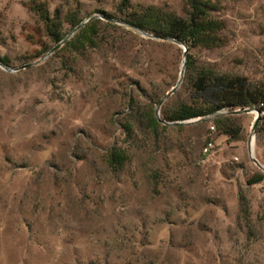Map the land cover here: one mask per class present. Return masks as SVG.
Returning a JSON list of instances; mask_svg holds the SVG:
<instances>
[{
	"label": "rangeland",
	"instance_id": "1",
	"mask_svg": "<svg viewBox=\"0 0 264 264\" xmlns=\"http://www.w3.org/2000/svg\"><path fill=\"white\" fill-rule=\"evenodd\" d=\"M40 1L107 22L98 11L117 13L121 0ZM132 1L187 10L185 0ZM218 1L226 43L199 58L264 79V0ZM29 2L0 0V264H264V182L248 183L263 171L251 152L254 141L264 155L258 112L233 114L240 140L213 119L129 138L132 98L150 109L172 90L185 47L103 25L97 48L42 54ZM114 147L129 155L118 171Z\"/></svg>",
	"mask_w": 264,
	"mask_h": 264
},
{
	"label": "trees",
	"instance_id": "2",
	"mask_svg": "<svg viewBox=\"0 0 264 264\" xmlns=\"http://www.w3.org/2000/svg\"><path fill=\"white\" fill-rule=\"evenodd\" d=\"M185 2L187 10L183 16L158 5L121 0L117 13L98 11L107 18V22L101 18L90 19L92 15L84 16L80 7L64 4L52 12L48 3L40 0H30L29 10L38 18L40 32L47 39L42 45V54L63 42L83 22L86 24L65 42L60 51L68 50L71 54L80 55L88 49L97 48L102 39L100 27L103 25L115 28L122 25L132 32H144L160 38L158 40L161 43L176 40L189 48L183 82L177 92L163 104L161 118L155 110V104L160 98L153 100L154 106L150 109L140 108L132 98L129 104L131 116L127 117L122 126L129 138L133 137L136 127L142 132L158 135L160 131H167L176 123L212 117L220 130L229 137L240 140L241 128L235 124L233 114L246 108H255L263 111L257 131V145L264 149V79L253 81L244 74L222 70L215 64L200 59L199 50H214L225 45L227 23L220 16L221 6L218 0ZM0 61L9 65L8 57H2ZM205 123L199 121L178 124L176 128L183 130ZM262 157L258 156V159L264 163V155ZM107 161L113 170L123 169L129 161L127 149L114 147L108 152ZM262 182L264 172L261 170L248 180L250 185Z\"/></svg>",
	"mask_w": 264,
	"mask_h": 264
},
{
	"label": "water",
	"instance_id": "3",
	"mask_svg": "<svg viewBox=\"0 0 264 264\" xmlns=\"http://www.w3.org/2000/svg\"><path fill=\"white\" fill-rule=\"evenodd\" d=\"M97 18V16H92L90 19H95ZM106 18V17H105ZM107 19V18H106ZM86 24V22H83L78 28H76L74 31H72L66 38L63 42H61L60 44H58L56 47L53 48L52 51H55L56 49H58L59 47H62L65 42H67L79 29H81L84 25ZM135 28V27H134ZM137 29V28H136ZM142 34L144 35H147L149 37H152L144 32H142ZM152 38H155V39H160V38H156V37H152ZM164 40H172V39H164ZM174 43L176 44H179V45H182L185 47V60H184V65H183V69H182V73H181V78L179 80V82L177 83L176 86H174L172 88V90H170L158 103H157V108H156V113H157V116L159 118H161V108L163 106V104L165 103V101H167L173 94H175L178 90V88L181 86L182 82H183V78L185 76V72H186V66H187V58H188V54H189V48L184 45L183 43L181 42H178L176 40H172ZM1 64H3L1 61H0ZM4 65V64H3ZM34 65V63H30V64H27L25 66H22L21 68H18V69H26L28 67H32ZM9 68V67H7ZM11 69V68H9ZM257 111L258 112V116L255 120V124H254V127H253V134L256 135L257 134V131H258V128H259V124L262 120V116H263V111L262 110H258V109H255V108H246L244 110H239V111H236L235 113H241V112H246V113H250V112H254V111ZM208 119H212V117H209V118H199V119H196V120H191V121H188V122H179V123H176L175 125H178V124H187V123H194V122H199V121H206ZM161 120V119H160ZM164 124H169L165 121H162ZM253 146H254V141L251 142V152H252V157L255 161V163L264 171V166L253 156Z\"/></svg>",
	"mask_w": 264,
	"mask_h": 264
},
{
	"label": "built area",
	"instance_id": "4",
	"mask_svg": "<svg viewBox=\"0 0 264 264\" xmlns=\"http://www.w3.org/2000/svg\"><path fill=\"white\" fill-rule=\"evenodd\" d=\"M213 129H215V127H213ZM212 146H213V143L210 142V143L208 144V146L205 148L206 152H209V150L211 149Z\"/></svg>",
	"mask_w": 264,
	"mask_h": 264
}]
</instances>
